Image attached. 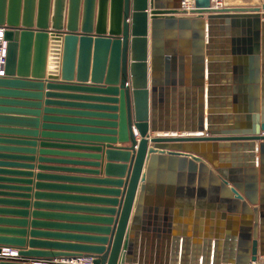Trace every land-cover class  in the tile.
Wrapping results in <instances>:
<instances>
[{
    "label": "water",
    "instance_id": "water-1",
    "mask_svg": "<svg viewBox=\"0 0 264 264\" xmlns=\"http://www.w3.org/2000/svg\"><path fill=\"white\" fill-rule=\"evenodd\" d=\"M186 1L0 0L7 41L0 113L33 118L0 117L32 127L0 129V144L22 146L0 151L27 154L1 153L0 160L29 170L32 147L41 148L32 239L25 230L29 183L13 179L24 185L16 187L19 200L0 203L18 209L0 213L18 216L8 222L22 229H0L6 233L0 264H28L29 257L46 264L58 256L92 264H262L264 4L224 8L194 0L187 7ZM175 30L196 43L188 94L179 89L173 105L193 99L198 124L159 118L169 85L177 84L169 73L172 52L166 57L163 50ZM229 55L240 65L235 111L229 99L213 98L212 67ZM229 114L233 127L221 125ZM158 168L179 169L171 182L178 186L162 182ZM166 194L180 206L164 208ZM2 248H15L17 256L1 255Z\"/></svg>",
    "mask_w": 264,
    "mask_h": 264
},
{
    "label": "crops",
    "instance_id": "crops-1",
    "mask_svg": "<svg viewBox=\"0 0 264 264\" xmlns=\"http://www.w3.org/2000/svg\"><path fill=\"white\" fill-rule=\"evenodd\" d=\"M220 2H222V0H219ZM69 5V4H68ZM67 5V6H68ZM216 6V5H215ZM219 7H231V8H235V7H255V6H260V5H234V4H228V3H221L220 5H218ZM219 28V26H218ZM173 33H176L177 37L176 38H168L165 39L163 42V50H164V54L167 57L166 53L168 51H171L172 54L170 55V58L173 60V57L176 58L175 63L171 60L170 63V71L169 73H174L176 76V86L173 84L169 85V91L167 93H169V103L168 105H162L160 110H159V118L161 119V122L163 123H168V124H179V123H183L184 125H193V124H198L199 123V105H193V99L189 102V98H187L185 96L184 98V104L183 105H173V101L175 100V98L173 97L174 95H176V98L179 99V94L180 90L179 89H184V94L187 95V87L188 83H187V79L188 77H190L191 75H194V69H193V53H194V46L196 41L193 39V36H181L182 32L179 30H175L173 31ZM190 35H193L194 30L188 32ZM185 35H187V33H185ZM225 42V41H224ZM222 41H216V43L218 44H225ZM205 47L207 46L208 41L204 42ZM216 52H221L223 51V48H214L213 49ZM207 51V48H206ZM228 56V55H227ZM229 57H231V59L228 60H216L218 62H215L214 66L212 67V71L211 74L214 77V95L213 98L214 100L219 103V102H223V100L229 99L231 101L232 105H227L228 108L230 110L235 111L236 109H238V96L240 93L239 90V81L238 78L241 76L239 74V70H240V65H239V61H235V56L233 57V55H229ZM175 64V65H174ZM167 71H165L166 73ZM183 79V81H180V79ZM207 78H206V87H208V83H207ZM178 102V101H177ZM170 104V105H169ZM217 107H221L222 105H215ZM44 110V106H42V111ZM230 115V114H229ZM233 116L230 115V117H232V119H230L229 122H224L223 126H230L233 127L234 123H237V121H235L233 118L235 117V114H232ZM0 117H6V118H11V119H22V120H32L33 118L28 117V116H23L18 117L15 115H8L7 113H0ZM42 123V122H41ZM22 123H18V122H14V121H0V129H20V130H25V129H31L32 127H29L27 125H21ZM38 131H40L39 133H42V129L40 128ZM135 134L137 139L139 140L141 137L138 134V132L135 130ZM152 136H154L155 134H152ZM178 135H184V134H180L178 133ZM188 135V134H185ZM40 136V135H39ZM36 140L40 139V138H35ZM119 145V144H118ZM1 147H10L12 149H15L16 147H18V149L22 146H13V145H4V144H0ZM33 149V153L31 155L33 161L31 162V168L29 170H25V168H23V166H19L18 168L16 167H7L6 164H2V163H6L2 160H0V200H8V201H16L19 200V198L14 197L15 194L20 193L18 191L19 187L17 185L20 186H24L21 185L19 183H11L14 180L13 179H27L29 184H26L25 187L29 188V192H27V195L31 196V199L28 200L30 202V214L28 217V227L25 229L28 234L26 236V240L27 242L30 241V239H32L30 237V232L32 231L31 228V223H32V213L34 211V195L36 193V188H37V183L38 181V174L41 173L39 170V159L41 157L40 155V142H38V145H36L35 147H32ZM20 151H15V152H2L0 151V155L1 153H10L12 155H27L24 153H19ZM65 153V152H62ZM75 153V152H72ZM10 162L13 163H19V164H23L22 162H18V160H11ZM107 159L105 157L102 158V163H106ZM6 171H15L16 173H24L27 171V173H29L28 177L23 178L24 176H21V174L19 175H13V174H7ZM103 171V170H102ZM214 171V169H213ZM48 173H53V172H48ZM62 173V172H59ZM180 173L179 169H175V168H158L157 169V177H159V179L164 178L165 179L162 182H166V183H170V185L173 187H177L178 184H172V177H175ZM83 175V174H76V173H66L64 175ZM200 176L205 175L204 173H199ZM161 182V181H160ZM161 182V183H162ZM49 183V182H46ZM208 190L210 187H207ZM167 192V191H166ZM163 201V207L165 208L167 206V204L169 203L170 206H172V208H176L179 207V202L177 205V197L174 198H169L167 196V194L165 196H163L162 198ZM208 201L204 200L205 204ZM46 203V202H45ZM12 203H0V208L2 209H18L16 206H12ZM3 205H10V206H3ZM169 206V205H168ZM163 212L165 213V211L163 210ZM0 219H3L0 222V229H22V228H18L15 224H12L11 222H8L9 220H17L19 219L18 216L16 215H12L11 213H0ZM9 219V220H8ZM163 228V227H161ZM37 231H49L47 229H43V228H39ZM55 231V230H51ZM6 233H2L0 235H4ZM42 241H51V242H63L61 240H55V239H46L44 237H39L36 238ZM3 253L5 252H11L12 254L10 256L16 257L17 256V250L15 248H2ZM193 251V245H190L188 252H192ZM3 255V254H1ZM51 261H49V263L46 264H92V259L90 260H86V259H74V258H65L62 256H58V257H54L50 259ZM28 264H43V262H47L44 260H40L39 258H35V257H29L28 258Z\"/></svg>",
    "mask_w": 264,
    "mask_h": 264
},
{
    "label": "built area",
    "instance_id": "built-area-1",
    "mask_svg": "<svg viewBox=\"0 0 264 264\" xmlns=\"http://www.w3.org/2000/svg\"><path fill=\"white\" fill-rule=\"evenodd\" d=\"M187 7L190 5L193 7L194 5V0H188L186 1ZM219 0H213V5L216 7H219L220 5ZM5 31L6 29L4 27H0V76H3L5 74V65H6V58H7V41L5 40ZM12 253L11 252H5L3 253L4 256H10ZM81 264V263H78ZM87 264V263H85Z\"/></svg>",
    "mask_w": 264,
    "mask_h": 264
},
{
    "label": "rangeland",
    "instance_id": "rangeland-1",
    "mask_svg": "<svg viewBox=\"0 0 264 264\" xmlns=\"http://www.w3.org/2000/svg\"><path fill=\"white\" fill-rule=\"evenodd\" d=\"M220 3H228L234 5H262L264 4V0H222ZM262 264H264V260H261Z\"/></svg>",
    "mask_w": 264,
    "mask_h": 264
},
{
    "label": "bare ground",
    "instance_id": "bare-ground-1",
    "mask_svg": "<svg viewBox=\"0 0 264 264\" xmlns=\"http://www.w3.org/2000/svg\"><path fill=\"white\" fill-rule=\"evenodd\" d=\"M189 7H191L190 5H188ZM138 53V49L135 50L134 56L137 57Z\"/></svg>",
    "mask_w": 264,
    "mask_h": 264
}]
</instances>
